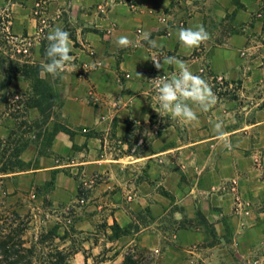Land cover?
Returning <instances> with one entry per match:
<instances>
[{"label": "crops", "instance_id": "0c3cea01", "mask_svg": "<svg viewBox=\"0 0 264 264\" xmlns=\"http://www.w3.org/2000/svg\"><path fill=\"white\" fill-rule=\"evenodd\" d=\"M181 24L203 25L210 40L185 48ZM55 27L70 33L74 57L63 73L42 74L54 85L59 118L30 135L22 171L0 172V213L9 207L46 216L50 231L58 210L78 202L84 187L93 200L87 214L103 216L110 231L143 227L139 248L164 259L173 253L174 264H264V0H0V33L30 42L38 64ZM144 32L162 47L150 48ZM121 35L136 46L120 48ZM164 56L184 60L212 85L218 102L197 109L198 122L161 110L149 80L175 71L154 67ZM13 87L28 92L24 83ZM27 115L40 119L37 109ZM218 118L231 149L216 139ZM15 121L1 104L0 163ZM56 123L69 131L46 143ZM234 183L244 211L236 210ZM168 219L180 229L163 251ZM92 225L84 218L74 228L84 233ZM110 233L98 245L83 241L72 264H89L103 242L114 253L135 242Z\"/></svg>", "mask_w": 264, "mask_h": 264}, {"label": "rangeland", "instance_id": "374dc122", "mask_svg": "<svg viewBox=\"0 0 264 264\" xmlns=\"http://www.w3.org/2000/svg\"><path fill=\"white\" fill-rule=\"evenodd\" d=\"M21 48H27L29 50V54H21L19 52ZM26 62L37 63L34 61V54L30 46V42H20L14 40L9 31L4 32L3 34L0 33V105L2 104V106L6 108L7 112H9L11 116H13V118L16 120V136L14 137V139L16 141L21 140L22 144H25L30 140V135L36 134V129L34 126L32 127L33 129L30 133L25 135L22 134V132H28L30 130L27 127H23V123H34L30 121V118L27 115L29 110L28 106L35 98L31 88L32 85L28 81H25L21 78L19 79V75L16 72L17 64L24 65ZM16 83L26 84L28 86V92H26V94L18 92L20 90L17 91L13 87V84ZM56 112L58 113V109L56 110ZM50 133L51 132L47 133L46 135V143L49 141ZM8 148L9 146L7 144L6 147H3V152H6ZM6 157L8 159L10 157V154H7ZM83 197L86 198L84 201L79 200L71 206H66L59 209L58 213L55 214L57 215V218H55L56 226L53 230H50H56L59 237H64L66 235V232H68L69 238H73L77 241V245L75 246V248L78 249H82L83 241L89 242L91 245H98L100 244V240L104 239V235L108 237V233H112V231L108 229L106 223L103 222V216H99L97 214H87L85 212V210L89 208L93 203V200L89 201V198L91 197V190L86 188L84 190ZM14 213L15 212H13V210H10V208L7 207V209H3L1 211L0 220L8 216L11 217ZM172 213L173 212H170V214ZM22 216L27 217L31 222V233L40 234L42 231L48 232L43 222L46 216L41 218H36L32 214H22ZM84 218L92 222L93 229L81 234L78 232V230H76V228H74V224L78 220ZM137 219L142 220V216H138ZM164 225V228H161L162 242L164 244L163 251L173 245L175 234L180 229V227L176 226L170 219H168V221ZM129 228L122 230L129 229L128 237L135 241L132 245L122 248L118 253H114V251H112L113 247L108 248L107 242H103V251L100 255L96 257H94L93 254L88 255L90 259L89 264H121L128 252L133 249H137V251H147L148 253H150L146 254V257L143 261L144 264H157L163 256V253L161 251L159 253L150 252L148 250L140 249L137 245V242L140 240V236L145 229L141 226H131ZM207 230L208 232H211L209 228H207ZM111 233V236L109 237L113 238L114 234ZM60 242V240L55 241L56 244H61ZM70 245L71 244H69L68 247H70ZM62 246L63 245H61V249ZM168 256L169 257H167L166 259H164L165 256L162 258V264H174L175 255L173 253H170L168 254ZM200 264L204 263L200 262Z\"/></svg>", "mask_w": 264, "mask_h": 264}, {"label": "trees", "instance_id": "16d2710c", "mask_svg": "<svg viewBox=\"0 0 264 264\" xmlns=\"http://www.w3.org/2000/svg\"><path fill=\"white\" fill-rule=\"evenodd\" d=\"M41 56L45 63L48 58L45 50H42ZM19 79H23L31 83V88L35 98L28 106V109H37L40 113V119L34 123H23V127L30 129L28 134L35 129L46 126L54 119H58L56 110L60 109L56 101V93L54 85L42 77V65L32 62H26L24 65H18L16 69ZM59 131L68 132L66 126L56 123L54 129L49 135L48 143H51L55 135ZM16 132L13 131L11 137L5 144L9 146L6 152L2 154L0 163V172L5 174L16 173L24 169V164L20 160L21 153L26 149L28 142L22 144L21 140H15ZM1 142V140H0ZM11 147V148H10ZM7 154L10 157L7 159ZM84 187L80 188L79 200L84 201ZM0 264H71L72 259L81 250L75 248L77 241L69 238L68 232L64 237H59L57 231H42L40 234L31 233V222L27 217L14 213L0 220ZM130 229V228H129ZM129 229L122 230L118 225H114L111 230L113 232L112 240H118L124 236H128ZM76 234V233H75ZM82 234V233H81ZM60 240L61 244L55 241ZM70 242V247L61 249V245ZM63 247V246H62ZM72 247V248H71ZM147 251L130 250L125 256L121 264H144L143 261Z\"/></svg>", "mask_w": 264, "mask_h": 264}, {"label": "clouds", "instance_id": "9594fccd", "mask_svg": "<svg viewBox=\"0 0 264 264\" xmlns=\"http://www.w3.org/2000/svg\"><path fill=\"white\" fill-rule=\"evenodd\" d=\"M151 34L144 32L142 38L148 43L150 48L162 47L156 40L150 38ZM210 34L203 25L193 27H181L178 31V39L182 46L193 49L201 46L210 40ZM49 41L45 50L48 62L42 65V72L56 76L63 73L74 57L72 52V40L70 33L61 27H55L47 36ZM120 48L135 47L136 44L125 35L118 37L116 41ZM162 61V63H161ZM154 67L159 71L164 65L174 67L172 74L157 76L149 80L157 93L161 110L172 117L192 124L198 122L197 109L208 112L218 102V97L213 91L212 85L201 75L195 74L188 63L176 56H164L153 61ZM97 62H93L92 68L98 67ZM216 139L224 142L225 146L231 149L232 145L228 141L229 133L224 130L223 121L218 118L214 124Z\"/></svg>", "mask_w": 264, "mask_h": 264}, {"label": "built area", "instance_id": "2783aa9c", "mask_svg": "<svg viewBox=\"0 0 264 264\" xmlns=\"http://www.w3.org/2000/svg\"><path fill=\"white\" fill-rule=\"evenodd\" d=\"M162 22L164 24H168V19H163ZM180 26H184V24H181ZM21 54H25V55H28L29 54V50L27 48H21L20 51H19ZM100 66V65H99ZM90 71L89 67L85 68V73H88ZM234 193H236V201H235V207H236V210L239 211V210H242L244 211L245 208H246V205L245 203L240 199L239 195L237 194V183H234ZM236 247H239V245H235ZM255 264H259L258 262L255 263Z\"/></svg>", "mask_w": 264, "mask_h": 264}]
</instances>
